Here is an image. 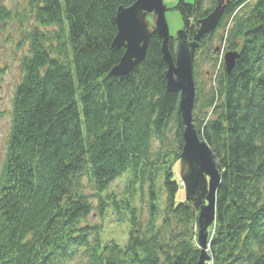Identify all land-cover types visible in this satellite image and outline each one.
Returning a JSON list of instances; mask_svg holds the SVG:
<instances>
[{"label": "trees", "instance_id": "16d2710c", "mask_svg": "<svg viewBox=\"0 0 264 264\" xmlns=\"http://www.w3.org/2000/svg\"><path fill=\"white\" fill-rule=\"evenodd\" d=\"M134 1L30 0L37 26L20 63L0 174V264H198L196 213L191 203H176L178 186L169 171L156 225L153 173L163 157L152 145L172 129L180 152L183 145L179 95L166 90L157 35L141 64L121 78L109 76L123 54L110 48L116 11ZM173 9L189 38L212 11L203 0H179ZM228 18L220 40L240 57L229 75L222 66L203 99L196 87L193 110L201 114L194 124L221 175L207 252L211 264H264V0H229L216 31ZM10 19L0 7V31ZM173 46L170 38L171 52ZM127 172L131 187L124 199H102ZM85 179L98 196L95 208ZM146 181L149 220L141 228L131 188L143 192ZM108 203L128 212L124 247L103 244L101 228L88 223L93 210L103 218Z\"/></svg>", "mask_w": 264, "mask_h": 264}, {"label": "water", "instance_id": "95a60500", "mask_svg": "<svg viewBox=\"0 0 264 264\" xmlns=\"http://www.w3.org/2000/svg\"><path fill=\"white\" fill-rule=\"evenodd\" d=\"M229 0H217L213 10L198 23L194 35L189 38L185 30H179L173 38V52L169 50L170 33L166 22V7L163 0H135L128 7H118L115 15L117 32L111 49L124 52L109 76L123 77L141 64L147 54L150 39L157 35L161 41V54L166 66L164 79L166 90L179 95L178 113L181 118L183 145L179 154L180 180L185 192V201L196 212L198 264H207L209 229L214 225L216 193L221 181L215 153L200 140L195 128L193 109L196 101L194 83V56L205 36L216 30ZM151 16V21L147 16ZM238 52L224 55V69L229 75L235 67Z\"/></svg>", "mask_w": 264, "mask_h": 264}, {"label": "rangeland", "instance_id": "374dc122", "mask_svg": "<svg viewBox=\"0 0 264 264\" xmlns=\"http://www.w3.org/2000/svg\"><path fill=\"white\" fill-rule=\"evenodd\" d=\"M186 4H192L194 0H184ZM179 0L164 1L166 6L165 18L169 28L170 37L174 38L179 30L185 29L182 17L173 8L178 4ZM217 0H203L204 9H212L216 6ZM227 6V5H226ZM0 7H4L11 13V19L6 22L2 31H0V174L6 157L7 142L11 125L12 101L20 78L21 70L20 63L23 57L28 54L27 36L37 24L34 22L33 9L30 6V0H0ZM226 9V8H225ZM225 12V10H224ZM224 15V14H223ZM223 17V16H222ZM147 19L151 21V16ZM225 31L219 29L215 34L204 44V47H199L196 57L197 67H194V81L200 91L201 98L209 94L213 88V83L217 73L222 69L224 55L229 52L221 37H225V32L231 24V18L225 19ZM54 28L48 29L52 32ZM123 50V49H122ZM124 52V50H123ZM238 52V51H235ZM195 59V56H194ZM194 82V83H195ZM194 110V109H193ZM194 116L200 118L201 114L194 111ZM211 117V110L206 111V118ZM175 131L172 129L166 134L165 140L162 142L154 141L152 152H161V161L156 166V171L153 173L154 189L156 192V205L160 209V214L157 217L156 225H161L162 209L166 203V193L164 187V177L166 172L172 174L173 180L177 183L178 191L176 194V203L185 202V192L180 180V162L178 155L180 153L179 146L174 142ZM165 156V157H164ZM131 179V172L124 174L119 180L114 182L108 191L102 195V199L114 196L115 199L123 200L124 191L129 186L128 181ZM84 192L90 198V201L95 208L98 202V196L90 189L87 179L83 181ZM131 187V185L129 186ZM133 199L130 203L135 207L138 213L136 225L144 228L148 223L149 212V194L148 183L145 182L143 192H140L139 185L131 188ZM107 211L103 218L93 210L88 218L90 225H97L101 228L100 238L105 244L108 241H113L120 247H124L129 238L131 225L128 221V212L123 209V205L119 210L113 209V205L108 203ZM125 216V217H124ZM214 226V225H213ZM212 226V227H213ZM209 229V234L210 230ZM196 228V227H195ZM137 232V231H135ZM209 240V236H208ZM208 249V247H207ZM208 253V252H207ZM84 260L75 259L69 264H81ZM211 264V261H209Z\"/></svg>", "mask_w": 264, "mask_h": 264}, {"label": "bare ground", "instance_id": "6f19581e", "mask_svg": "<svg viewBox=\"0 0 264 264\" xmlns=\"http://www.w3.org/2000/svg\"><path fill=\"white\" fill-rule=\"evenodd\" d=\"M163 1H167V0H163ZM165 4V3H164ZM166 7V6H165ZM183 30H185V29H183ZM186 31V30H185ZM173 52V51H172ZM196 128V127H195ZM197 131V130H196Z\"/></svg>", "mask_w": 264, "mask_h": 264}]
</instances>
